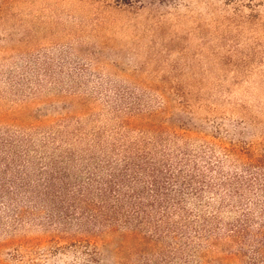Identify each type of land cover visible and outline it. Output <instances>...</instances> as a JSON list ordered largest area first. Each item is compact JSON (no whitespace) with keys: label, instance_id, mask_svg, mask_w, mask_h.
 <instances>
[{"label":"rangeland","instance_id":"rangeland-1","mask_svg":"<svg viewBox=\"0 0 264 264\" xmlns=\"http://www.w3.org/2000/svg\"><path fill=\"white\" fill-rule=\"evenodd\" d=\"M160 138L264 160V0H0V264H161L122 230L92 260L18 188L44 191L100 140Z\"/></svg>","mask_w":264,"mask_h":264},{"label":"trees","instance_id":"trees-1","mask_svg":"<svg viewBox=\"0 0 264 264\" xmlns=\"http://www.w3.org/2000/svg\"><path fill=\"white\" fill-rule=\"evenodd\" d=\"M120 145L100 140L95 151L81 154L82 167L73 161L64 174L54 167L62 178L44 191L18 185L28 203L50 210L40 225L49 223L59 239L71 235L86 244L96 262L98 239L122 230L152 246L161 264H264V215L254 213L264 209L263 159L231 167L228 158L241 159L235 147H223L220 158L161 138ZM1 190L18 205L5 186ZM25 213L21 208L16 216L22 220ZM228 213L234 218L225 222Z\"/></svg>","mask_w":264,"mask_h":264}]
</instances>
